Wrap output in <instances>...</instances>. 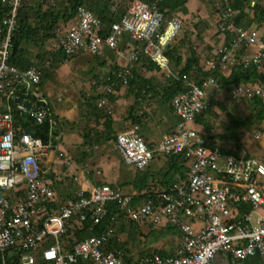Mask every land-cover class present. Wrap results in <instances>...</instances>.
I'll return each instance as SVG.
<instances>
[{
  "label": "built area",
  "instance_id": "obj_1",
  "mask_svg": "<svg viewBox=\"0 0 264 264\" xmlns=\"http://www.w3.org/2000/svg\"><path fill=\"white\" fill-rule=\"evenodd\" d=\"M9 2L11 10L4 19L7 35L0 48V264H36L40 253L50 264H212L216 253L242 260L255 253H264V161L256 156L226 152L210 142L197 129V118L210 106L217 85L209 77L199 83L191 75H183V88L171 100L178 122L163 134L158 145H149L139 132L138 124L120 131L115 146L124 162L136 170L146 168L156 154L183 153L187 172L175 186L158 188L144 200L130 205L132 195L108 183L87 186L88 178L73 198L61 200L55 183L47 176L46 159L57 142H45L36 135L32 124L44 121L45 105L31 100L34 95L47 104L48 97L40 89L25 92L41 80L36 67L21 69L9 63L11 32L17 24L20 0ZM116 2L120 0H115ZM235 0H220L216 25L228 41L219 45L209 67L230 73L237 65H254L264 70V18L246 27L237 23L240 9ZM258 0H251L253 7ZM116 10V7H113ZM182 29L178 16L165 19L156 1L130 0L126 12L111 24L104 34L103 19L85 5L77 9L72 22L57 29L59 47L65 62L78 52L104 55V48L113 50L114 70L101 76L103 91L115 94L118 87H129L134 72L130 64L140 55L156 62L167 77L171 70L166 49ZM126 35L129 36L125 41ZM254 47L253 53L241 49ZM116 68V69H115ZM235 96L259 97L264 104V79L243 81L233 89ZM108 100L101 99L104 106ZM16 107L19 112H12ZM6 107L7 110H1ZM107 107L108 113L112 112ZM20 114L25 120L16 119ZM18 122V123H17ZM261 131L254 133L260 138ZM58 141L59 134L55 135ZM65 169L53 170L55 179L78 181V166L91 172L89 163H77L66 151H59ZM119 202L128 218L153 228L172 225L182 233V241L172 255L146 253L130 263V248L115 247V218L100 234L76 239V231L91 219L99 224L107 214L106 203ZM193 221H201L196 230ZM53 242H48L49 239ZM75 240H72V239ZM119 240L121 237L119 236ZM17 258H13L14 254Z\"/></svg>",
  "mask_w": 264,
  "mask_h": 264
},
{
  "label": "trees",
  "instance_id": "obj_2",
  "mask_svg": "<svg viewBox=\"0 0 264 264\" xmlns=\"http://www.w3.org/2000/svg\"><path fill=\"white\" fill-rule=\"evenodd\" d=\"M104 1L105 6L110 7L111 15L106 14H98L103 19V27L104 34L109 33L111 28V24L121 18V16L126 12L127 4L130 0H120L116 2L115 0H101ZM147 2L156 1L159 9L164 13L165 19H170L174 17V13L179 9L184 7V4L187 0H145ZM30 0H20L21 6L18 8V17L17 24L11 32V46H10V54H9V63L16 65L21 69H29L32 67H36L41 71V80L38 84L33 85L30 89H27L26 85H19L18 90L25 96L28 95L25 92H32L35 89L44 90V83L51 78V68L52 65L48 67L46 65L47 60L54 59V67H59V65L64 62L66 58V54L64 50L60 47L57 49L47 50V52H43L38 54L37 57L33 56V53L29 50V45H37V44H45L48 40H51L53 37L57 35V29L59 26V22H72L77 14V9L81 5H85L93 9L91 6L87 5L86 0H54L48 1L43 0L40 3H29ZM116 7V10H113V7ZM235 7H238L237 4L234 3ZM254 16L251 17L249 13L243 12L241 10L240 15L237 17V23L240 25H244L246 27L251 26L254 22L260 23L264 18V5L261 2H257L253 7ZM11 10V5L9 2H5L4 0H0V38L5 39L7 35V27L4 24V19L8 16ZM35 18L36 21H32ZM229 38V37H228ZM190 45V44H189ZM188 46V45H187ZM190 51V55L187 58L185 64L179 69V66L182 63V54L178 44H171L166 49V54L169 59L175 63V67H178V77L169 76L165 81L162 88H159L153 82V79L144 78L140 71H137L136 64L137 62L144 61L147 63V67L149 69H159L160 66L150 60L145 55H140L139 60L136 63L130 64L134 75L130 79L131 89H137L139 92H144L145 94L151 93L152 95L159 96L163 101L170 102L172 98L183 88V75L188 74L191 75L192 78L196 79L200 84L209 77L215 78L217 82V87L219 89H223L226 91H231L233 87L238 85L243 81H255L258 78L264 79L263 72L259 71L256 66L251 65L249 67H243L242 65H237L230 73L222 69L204 70L200 66L199 58L195 56L194 51L191 46H188ZM42 58V59H40ZM116 69V68H115ZM112 74V73H110ZM44 92V91H43ZM106 94V93H104ZM103 94V95H104ZM45 95V93H44ZM46 96V95H45ZM102 95L99 94L93 99H89L86 105L93 106L96 110H100L98 107V98ZM31 100L37 101L41 105H45L46 116L44 121L39 124H32V127H35L36 135L42 137L45 142L49 140H53L54 143L57 142L55 139V135L59 134L61 131V122L59 117L56 115L55 110L52 106L50 100L47 104L41 103L37 100L34 95L30 96ZM105 98V97H104ZM107 98V97H106ZM111 99H114V96L110 95ZM244 100L249 104V113L247 115L242 114V110L239 108L240 113L227 111L228 115V124L226 128L222 132H218L215 129L214 122L210 119L211 117H219V112L213 107L214 103L219 105V108L225 110L226 107L220 101H214L213 96L210 98V106L208 109L198 116L197 124L203 126V130L200 131L207 141L210 142L211 147H220L216 143V138L223 139L227 141L228 139L232 140L235 148L233 150H228L225 146L222 149L227 152H232L236 156L240 155L241 151V131H250L254 126H258L257 129H264L262 126L264 123V104L262 103L259 97H246L242 96ZM96 102V103H95ZM109 107V105H108ZM1 110H7L6 107L1 108ZM12 112H19L16 107L13 106ZM109 116L107 117V125L110 128L109 137L112 139L114 132L112 123L113 121L110 118V113H108L107 107L105 108V112ZM16 119L18 122L20 120H25L22 115L19 113L16 114ZM136 120V119H135ZM17 122V123H18ZM167 161L162 168L155 169L152 167L151 163L144 169H140L136 171L135 177L129 181V183H121L119 187L126 190L127 185H132L133 190H149L154 189L156 187L160 188H171L175 186L181 177H185L187 172V166L185 163V157L183 153H171L165 155ZM155 158V157H154ZM50 172L47 173V176H50ZM116 187V186H115ZM147 197V194H145ZM144 197V195H134L133 200L130 205H133L140 198ZM145 197V198H146ZM107 214L101 220L99 224H94L91 219L85 221L81 228H79L75 234V238L80 240L90 235L100 234L103 230L109 227L112 221L115 218L123 221L121 224H117L116 226V237L113 238L112 244L118 248H124L125 250L128 248V242L122 238V233L127 232L131 240L137 239L140 234H142V225L141 222L132 220L127 217L125 208H121L119 202L116 200H110L106 203ZM148 229L152 233H166L161 228H153L152 226H148ZM119 236L121 240H119ZM72 239V238H69ZM75 240V239H72ZM48 242H53V239H49ZM151 252H158L164 256L172 255L173 252H168L164 249L156 248L154 251H146L142 252V255ZM17 253L13 255V258H17ZM129 262L132 263L136 258L131 254ZM18 264L17 261H15ZM36 264H50L46 262L40 253L37 254Z\"/></svg>",
  "mask_w": 264,
  "mask_h": 264
},
{
  "label": "crops",
  "instance_id": "obj_3",
  "mask_svg": "<svg viewBox=\"0 0 264 264\" xmlns=\"http://www.w3.org/2000/svg\"><path fill=\"white\" fill-rule=\"evenodd\" d=\"M30 1L31 2L29 3L35 2V0ZM214 1H216V3ZM234 2L238 5L240 11L243 10V12L249 13L251 17L254 16L251 0H235ZM258 2H261L264 5V0H258ZM86 3L98 14L101 12V14L111 15L112 10H110V7L107 8L105 6L104 1L86 0ZM219 4L220 0H187L184 7L174 13V15L180 17L182 21V29L172 43L178 44L181 50L183 60L179 69L185 64L190 55V51L187 48L188 46L192 47L195 56L199 58L200 66L204 70L212 69L209 67V63L213 58L216 48L222 43L228 41V37L220 33L217 29L216 19L218 12L213 15L210 14V11H214L215 6H218ZM32 19V21H36L35 18ZM68 24H70V21L59 22L58 28L64 29ZM257 24L258 23L254 22L251 26ZM184 26H187V33L184 30ZM128 39L129 36L126 35L125 41H128ZM49 41L53 42V38ZM104 50L105 55L106 50H109V48L105 47ZM254 50V47H250L248 49H241L240 52L251 54ZM82 55L91 54L81 51L74 55L71 61L68 60L70 61L68 64L75 66V73L71 76L76 78L78 75L77 71L80 69L87 70V73L91 69V73L89 75L87 74L86 81H88V83L87 86L85 85L84 87L85 91L83 92V95L84 98H87L86 103H88L89 99H93V97L101 94L102 96L97 100L99 102L103 99V93L105 92H102L103 89L101 86L95 85V77L99 74L107 73L109 68L114 66L110 65V63L112 64L114 61L112 62V57H105L102 59L100 58L98 63H87L86 59L83 57L80 58ZM64 65H67V63H64ZM89 66L90 69H88ZM135 67L137 71H140L144 78L153 79V82H156V78L162 71L161 68L160 70L149 69L147 63L144 61L137 62ZM170 67L175 73L179 71L178 67H175V63L171 60ZM59 70L60 69H58V71ZM262 72L264 76V70ZM47 87H44L43 91L52 103L56 115L60 117L59 119L61 121L62 118L63 120L70 121V125L67 126L66 130H64V125L61 123V131L59 133L57 145L55 146V149L49 152L46 159V164L48 162L49 165L47 166L49 172L51 171L49 177L53 179L60 199L66 200L75 197L77 193L83 189L82 182L85 178H88L86 182L87 186L91 187L103 183H108L112 186H119L121 183L126 182L129 183V181L135 177L137 170L125 162V165L129 166L131 169L129 170L130 172L124 167L122 162L123 159L116 149L115 143L112 142V139L109 137L111 127H109L106 122L108 121L107 117L109 116H105L107 115L106 113L103 115L100 110H96L93 106L84 104L83 98L79 99L77 98L78 96L74 95L75 97L69 96L65 97V99L62 94H56L54 96L52 88ZM159 88H162V86ZM209 90L212 91V96H219L222 98L226 95V90H221L215 85H210ZM74 92L77 93V90L74 89ZM108 98H106L109 103L108 105L112 108V112H110L109 115L113 121L112 126L116 135L118 132L130 127L132 124H138L140 134L149 145L154 147L158 145L163 134L175 128L178 122V116L173 110L171 101L165 102L159 96L152 95L151 93L145 94L144 92H139L137 89H131V86L121 87L118 91L116 90L114 99ZM83 105H85V107H83ZM113 106L116 107V110ZM262 126L264 127V123ZM196 127L199 131L203 130V126L200 124H196ZM258 130L261 131V136L257 139L260 140L263 137L260 141L262 148H264V129L255 128L251 132L243 131L245 134L241 137L242 145L240 155L245 154L256 156L264 161V156L253 154L246 146H244L245 136H254V133ZM215 141L220 146V140L216 138ZM226 147L228 150H233V148H235L233 142L227 144ZM220 148L223 147L220 146ZM61 150L66 151L77 163H89L91 172L86 173L81 166H78L76 169L77 171H75L79 177L78 181L72 182L67 178L54 180L55 177L53 175V170L61 173L65 169L59 157V151ZM166 161V156L158 153L155 155L151 165L155 169L162 168ZM182 178L183 177H181L179 181ZM126 187V192L132 195V200L134 195H144V197L140 198L134 204L144 200L146 197L145 194L149 196V193L160 188L156 187L154 189L138 191L133 190L132 185H127ZM193 223L196 230L202 225L201 221H193ZM141 225L143 227L149 226L148 224L143 223H141ZM159 228L163 229L167 235L174 234L176 246L173 249H171V247H166L167 249H164L168 252L174 253L182 241L181 231L172 225H164ZM212 264H264V253H255L238 261L231 255L218 252L215 254Z\"/></svg>",
  "mask_w": 264,
  "mask_h": 264
},
{
  "label": "rangeland",
  "instance_id": "obj_4",
  "mask_svg": "<svg viewBox=\"0 0 264 264\" xmlns=\"http://www.w3.org/2000/svg\"><path fill=\"white\" fill-rule=\"evenodd\" d=\"M39 1H40V3L43 2V0H35V2H33V4L34 3L36 4ZM48 1L52 2L54 0H48ZM214 2L216 3V1H214ZM210 12H211L210 14H212V15L219 12V5L215 6L214 11L211 10ZM184 30L187 33V31H188L187 26H184ZM57 39H58V41H57ZM3 43H4V40L0 38V48H1ZM58 44H59V37L56 35V37H53V42L48 40L45 44H40V43L37 45L31 44V45H29V50H30V52L33 53V56H35V58H36L38 54H41L43 52L46 53L47 50L54 51V49L59 48ZM48 46H49V49H48ZM109 50H106L105 55H97V56L82 55V56H80V58L83 57L84 59H86L87 63H93V62L98 63V60L100 58L102 59L105 57H112V62L113 61L114 62L112 64L110 63V65H114V67H115V65H116L115 53L113 50H111V49H109ZM72 58L73 57H71L69 60L71 61ZM40 59H42V58H40ZM70 61L62 62L59 65V67L56 68V67H54V63H55L54 59H52L51 61L47 60L46 65H48V67L50 65H52V67H50L52 76L50 79H48L44 83V87L48 86L47 88H52V92H53L54 96L56 94H62L63 98H65V97H69V96L73 97L74 95H76V96H78L77 98H79V99L83 98V102H84V104H86L87 98H84L83 92L85 91L84 90L85 85L87 86V83H88V81H86L87 80V74L89 75L91 73L90 72L91 71L90 66L88 67V69H90V71H88V73H87V70L80 69L77 71V73H78L77 77L73 78L71 75L75 73V71H74L75 66L68 64V62H70ZM83 61H85V60H83ZM64 63H67V65H64ZM58 69H60V70L58 71ZM112 70H114V68L110 67L109 70L107 71V73L99 74L98 76H96L95 80H94L95 85L101 86L103 89V84L98 82V79L101 76H105V75L109 74ZM175 71H178V70H175ZM167 79H168V77L165 75L164 72L161 71L159 73V76L156 78L155 84L158 85L159 87L163 86ZM160 83H161V85H160ZM120 88L121 87H118L117 91ZM74 89L77 90V93L74 92ZM233 89H234V87L231 89V91H226L225 97L221 98L219 96H217V97L213 96L214 101H220L224 105V107H226L225 110H222L219 108V105L217 103L213 104V107H215V109L220 114H219V117H211L210 116V119L214 122L215 129L218 132L224 131V129L226 128V125L228 124L227 119H228L229 114L227 113V111L240 113L239 112V108H240L242 110L241 112L243 115H247L249 113V104L247 103L246 100H244L242 98V96L241 97L235 96L233 93ZM102 92H103V90H102ZM110 95L115 97L116 93L115 94H107L106 93L103 95L102 98H104V97L110 98ZM108 104H109L108 102L104 106H100L98 104V107H99L101 113H103V115H104L105 108H106V106H108ZM115 106H113V108L116 110ZM83 107H85V105H83ZM67 109H68V107H67ZM60 122L64 125V127H63L64 130H66L67 126L70 125V121L63 120V118H62V121L60 120ZM257 127L258 126H254L249 132H251L253 129H255ZM240 134H241L240 136L242 137V136H244L245 132L241 131ZM218 139L220 140V143H221L220 146H222V147L233 142L230 139H228L227 141L220 139L219 137H218ZM260 140L255 138L252 135H247L244 138V146H246L251 153H253L255 155L264 156V148H262ZM115 141H116V133L113 134V138H112V142L115 143ZM110 152H112V151H110ZM122 162L124 164V167L127 169V171L130 172L129 170H131V169L129 168V166L125 165L123 160H122ZM47 166H49L48 162H47ZM122 238L128 242L127 247L130 248V250L134 253V257H138L142 254V252H146L148 250L154 251V249H156V248L167 249L166 247H171V249H173L176 246V240L174 238V234L173 235L172 234L167 235L165 233H163V234L152 233V232H150V230L146 226L142 227V234H140L139 237H137V239L131 240V238L129 237L127 232L122 233Z\"/></svg>",
  "mask_w": 264,
  "mask_h": 264
}]
</instances>
